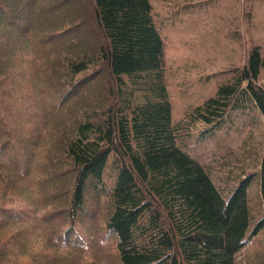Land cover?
Masks as SVG:
<instances>
[{
  "label": "trees",
  "instance_id": "16d2710c",
  "mask_svg": "<svg viewBox=\"0 0 264 264\" xmlns=\"http://www.w3.org/2000/svg\"><path fill=\"white\" fill-rule=\"evenodd\" d=\"M20 1L0 0V27L40 61L31 74L18 69L17 89L0 79V264H51L57 251L76 249L89 195L105 206L101 224L119 264H235L251 236L250 179L223 196L179 145L183 123L172 121L149 0H27L38 14ZM263 66L255 47L185 119L206 136L234 110L264 122ZM256 174L264 205V150ZM263 224L264 216L251 234Z\"/></svg>",
  "mask_w": 264,
  "mask_h": 264
},
{
  "label": "rangeland",
  "instance_id": "374dc122",
  "mask_svg": "<svg viewBox=\"0 0 264 264\" xmlns=\"http://www.w3.org/2000/svg\"><path fill=\"white\" fill-rule=\"evenodd\" d=\"M26 1H20L16 7L38 14L33 4L29 8L24 6ZM77 1L80 6L85 2ZM44 2L38 5L42 7ZM149 5L163 41L172 121L183 123L178 143L204 166L223 196L242 177L250 179L247 200L253 226L248 232L251 236H247L244 247L235 255V264H264V224L251 234L264 216L256 174L264 150L261 116L250 108L234 110L227 116L224 127L209 136L201 133L200 123L185 119L194 108L217 94L253 48L257 47L264 57V0H149ZM21 15L22 20L27 19L25 13ZM0 47L11 53L9 59L3 52L0 55V62L5 63L0 65L5 74L0 77L3 87L17 89V78L22 74L18 69L25 67V74H31L32 65L40 57L18 33L5 27H0ZM11 62L13 70L8 68ZM257 84L264 90V66ZM25 105L29 106V102ZM90 196L84 204L86 210L76 217L79 223L74 238L76 249L57 251L51 264H119L113 240L107 237L101 224L105 206L99 202L101 198ZM29 202L17 203L24 206Z\"/></svg>",
  "mask_w": 264,
  "mask_h": 264
},
{
  "label": "bare ground",
  "instance_id": "6f19581e",
  "mask_svg": "<svg viewBox=\"0 0 264 264\" xmlns=\"http://www.w3.org/2000/svg\"><path fill=\"white\" fill-rule=\"evenodd\" d=\"M42 2H43V1H42V0H40V2H39V3H36V2H35V4H36V5H38V4H41ZM166 85H167V84H166ZM217 131H219V130H218V129H215V130H214V132H215V133H216ZM59 243H60V241H59ZM93 264H95V263H93Z\"/></svg>",
  "mask_w": 264,
  "mask_h": 264
}]
</instances>
